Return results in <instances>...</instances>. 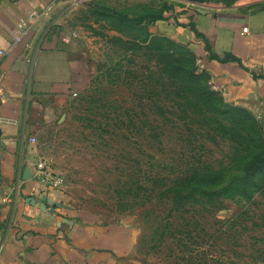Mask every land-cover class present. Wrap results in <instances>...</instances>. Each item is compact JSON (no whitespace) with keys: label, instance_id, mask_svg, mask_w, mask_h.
Instances as JSON below:
<instances>
[{"label":"rangeland","instance_id":"374dc122","mask_svg":"<svg viewBox=\"0 0 264 264\" xmlns=\"http://www.w3.org/2000/svg\"><path fill=\"white\" fill-rule=\"evenodd\" d=\"M82 2L63 32L76 33L87 75L35 137L58 192L74 211L131 225L119 264H264V191L219 193L238 160L227 126L247 122L212 97L189 43L169 35L200 37L199 17L264 0ZM196 176L203 193L185 197Z\"/></svg>","mask_w":264,"mask_h":264},{"label":"crops","instance_id":"0c3cea01","mask_svg":"<svg viewBox=\"0 0 264 264\" xmlns=\"http://www.w3.org/2000/svg\"><path fill=\"white\" fill-rule=\"evenodd\" d=\"M82 1L0 0V71L8 92L0 102V264H119L132 248L131 225L74 211L36 178L41 158L31 139L87 75L79 43L62 41ZM196 28L200 37L184 27L169 35L189 43L211 87L264 130V4L208 13Z\"/></svg>","mask_w":264,"mask_h":264},{"label":"trees","instance_id":"16d2710c","mask_svg":"<svg viewBox=\"0 0 264 264\" xmlns=\"http://www.w3.org/2000/svg\"><path fill=\"white\" fill-rule=\"evenodd\" d=\"M193 55L197 59L195 52L189 47ZM205 50L209 52V47L205 44ZM212 58V56H210ZM202 75L207 76L206 72L201 71ZM212 97L219 96L220 102L224 103V100L220 96L219 92H210ZM227 109L231 112L232 117L244 118L247 122V127L244 130L240 123L235 121L230 126H227L228 130L232 133V138L237 146L236 154L238 160L236 163L235 173L231 176L230 180L225 186L219 188V193L225 196H239L245 199H251L255 194L262 193L264 191V130L261 125L253 118L252 114L243 107L235 105H228ZM217 175L211 177L217 178ZM220 177V176H219ZM196 182H201L199 177L193 178L192 182L188 184L186 188L185 197H192L198 193H203V185H196ZM169 188H167L168 190ZM170 191H173L172 189ZM210 191H212L210 189ZM210 193V192H208ZM172 198L176 203L182 201L184 194L181 189L176 190L172 194Z\"/></svg>","mask_w":264,"mask_h":264},{"label":"built area","instance_id":"2783aa9c","mask_svg":"<svg viewBox=\"0 0 264 264\" xmlns=\"http://www.w3.org/2000/svg\"><path fill=\"white\" fill-rule=\"evenodd\" d=\"M17 27L20 31H22L24 28V21L20 20L17 23ZM76 37H77L76 33L73 32L68 36H63L62 41L64 43H69L71 39H75ZM4 53L5 52L3 50H0V59L3 57ZM2 78H3V73L0 71V102H3L8 99V92L2 86ZM75 95L76 94H73V96ZM1 122L2 120L0 119V123ZM31 142H35V139L32 138ZM35 168H36V178L42 187L46 188L47 190H51V191L59 190L60 182L57 178L52 176L51 172L46 166L45 161L40 159L38 162H36Z\"/></svg>","mask_w":264,"mask_h":264},{"label":"water","instance_id":"95a60500","mask_svg":"<svg viewBox=\"0 0 264 264\" xmlns=\"http://www.w3.org/2000/svg\"><path fill=\"white\" fill-rule=\"evenodd\" d=\"M43 200H45V199L43 198ZM42 206H44V205H42Z\"/></svg>","mask_w":264,"mask_h":264}]
</instances>
